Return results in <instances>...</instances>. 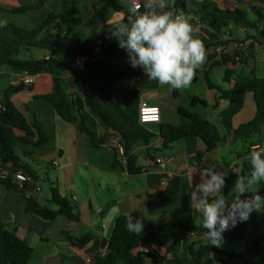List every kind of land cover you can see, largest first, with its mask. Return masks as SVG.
<instances>
[{"label":"crops","instance_id":"1","mask_svg":"<svg viewBox=\"0 0 264 264\" xmlns=\"http://www.w3.org/2000/svg\"><path fill=\"white\" fill-rule=\"evenodd\" d=\"M39 1L0 0V22L6 21V24L12 23L32 30L38 21L42 23L50 13L55 12L66 19L65 23L60 20L57 23L61 25L66 34L69 46L77 47L85 41H89L90 44L97 43L101 39L102 28L106 24L125 17L127 13L112 8L115 1L122 5L121 0H104L102 3L100 0H47L40 10H31L24 14L13 12L14 9L30 7ZM174 2L175 0H169V7L166 10L171 11L172 9V12H177ZM238 2L240 6L233 4L235 8L224 9L220 8L218 3L209 0L196 1L205 15L201 17L208 25L207 33L202 40L206 48V60L196 70L195 78L188 87L173 90L167 85H159L157 81L149 80L143 83L134 77L115 85V97L119 102H121L122 91L131 89L123 85L127 80H131L130 86L135 87L133 89L139 92H149L146 98L160 105L161 123L149 127L157 135L161 125L181 123V109L216 123L220 128L222 139L213 151L205 154L202 164L199 163L198 154L206 151V144L203 140L190 138L164 149V141L157 136L149 145L140 143L131 150L130 154L137 157L136 167L141 169L140 174H130L124 163V167L114 168L110 144L102 146L100 150L93 149L86 134L80 132L74 125L63 121L49 102L36 99L37 96L52 93L54 86L52 74L35 75V83L32 86H26L23 92L11 98L26 117L36 118L39 121L49 137V143L43 148L23 144L17 146V154L20 152L27 159L30 158L32 161L38 159L46 165L45 177L40 179L33 167L19 156L23 163L35 171L40 183L47 181L49 193H44L42 190L43 198H39L31 186H23L16 182L17 189H7L0 184V237L4 232H16L34 250L29 264H88L93 262L96 257L105 254L115 222L122 215H138L153 225L167 223L171 213L183 205L194 185L210 178L209 174L204 173L205 169L221 174L225 180V186L221 191L233 193L238 177H244L242 167L250 162L247 147L252 151L256 147L258 150L264 148V128L261 134L255 136L248 144L243 141L234 142L231 134L221 127L219 122L221 113L229 108L230 103L221 99L219 92L207 87L206 77L224 90L255 78H264V48L252 40L255 36L253 31L237 26L238 33L234 35L230 29L225 31L217 22L209 25L206 14L212 10L217 16L218 10L240 9L249 20L260 22L264 28V0H239ZM97 9L108 10V13L105 19L98 20L95 25L74 26L72 23L74 19L84 22L91 20ZM257 9L260 13L254 14L255 18H252L250 14L253 15L252 11ZM187 11L188 14L189 11ZM240 43L244 44V51L237 47ZM218 46H223L228 50L223 57H230L231 62L212 67L213 63L223 60V57H218L216 53L214 54L217 60L221 61L213 62L215 59L209 57ZM36 50L42 53L36 52L38 58L35 60L47 59L51 55L46 50ZM30 51H22L19 59L28 60L24 58V55ZM121 53L127 60V51L122 49ZM56 58L77 67V64L73 63L64 53H60ZM124 67L130 68L126 65ZM140 70L143 72L142 69ZM227 70L233 71L230 82L225 81ZM0 75L2 76L0 101L3 100L4 92L9 87L19 86L20 78L28 76L26 73H19L7 67L0 68ZM59 76L71 100L80 105L78 75L61 72ZM195 98L205 104L200 102L193 104ZM255 113V99L252 94H249L246 97L245 107L233 119V128L237 129L242 124L250 122ZM96 123L95 132L103 135L104 127L98 121ZM250 143H253V146L250 147ZM150 151L155 155L154 160L157 157H172L173 163L164 168L157 166L154 160L149 158ZM54 162L58 165H53ZM52 189H57L60 196L75 207L80 221H71L64 216L47 221L33 212L26 211L28 200L31 198L42 207L53 211L58 210V206L52 201ZM73 197L76 200H73ZM244 223L247 233L241 243L244 244L246 259L250 257L254 264H264V213L253 212ZM197 241L209 242L205 235L192 232L185 238L182 247L187 248ZM170 244L171 242L167 241L157 247V250L164 255ZM240 252L242 255V250ZM212 258L215 264H243L242 259L229 260L224 256H212ZM148 264L155 263L149 262Z\"/></svg>","mask_w":264,"mask_h":264},{"label":"trees","instance_id":"2","mask_svg":"<svg viewBox=\"0 0 264 264\" xmlns=\"http://www.w3.org/2000/svg\"><path fill=\"white\" fill-rule=\"evenodd\" d=\"M47 0H40L35 6L14 9V13L24 14L30 10H37L44 6ZM122 1V0H121ZM104 2V0H100ZM188 0H175L176 10L186 13ZM114 10L126 11L117 1L113 3ZM108 10H96L93 18L87 22L73 20L74 26L95 25L98 20L105 19ZM217 16L224 21L234 23L243 29L253 31L254 42L264 45V28L258 21L247 18L243 11L218 10ZM60 20L66 22L63 15L50 13L41 25L32 30H26L15 24L8 23L0 27V68L7 67L19 73L35 76L41 73L53 75V90L49 95L37 96L49 102L57 115L66 123L74 125L80 132L90 139L91 146L100 150L111 138L116 139L123 148L127 157V170L130 174H140L141 169L136 167L137 157L131 155V150L138 144L149 145L152 140L159 136L163 141V148L168 149L173 144L190 138H199L206 144V151L198 154L199 163L202 164L206 153L213 151L222 139L219 126L198 114L180 110L181 123L179 125L163 124L159 127L158 135L149 127H144L138 121V106L140 92L137 90H124L121 94V102L115 97V85L128 78H147L144 72L139 70L124 69L118 62L122 60V49L118 47V41L109 39L108 34L112 31V24H106L102 28L101 39L90 44L85 41L77 47L68 44L67 36ZM204 20V19H203ZM46 34L44 37L42 35ZM244 45V44H243ZM42 49L50 52L48 59L21 60L22 51ZM64 53L73 63L77 58L87 56L90 60L80 70L73 64H67L56 58ZM98 61L94 62L93 59ZM231 62L230 57H223L221 62L213 63L212 67ZM77 74L80 85V98L78 102L71 100L66 92L59 73ZM232 70H227L225 81L230 82ZM0 75V79H1ZM195 78V77H194ZM148 79V78H147ZM207 87L219 92L220 98L230 103L229 108L220 115V126L227 130L234 142L243 141L248 144L255 136L260 135L264 128V78H255L251 81L236 84L233 88L224 90L212 83L206 77ZM26 85L11 86L4 92V98L0 101V172L10 170L24 172L36 180L35 171L22 162L17 154L18 144L43 148L49 143V137L42 125L36 118L26 117L12 102L11 98L26 89ZM252 94L256 103L254 118L234 129L233 119L245 107L246 97ZM203 101L195 98L193 104ZM105 129L103 135L95 132L97 123ZM93 127H91V125ZM250 147L253 143H250ZM252 150L247 147V154ZM113 167H124L120 161L118 149H112ZM153 152H149V158L154 160ZM156 159V158H155ZM155 161V160H154ZM242 173L247 178L251 172V163L242 167ZM0 184L7 189H17V183L12 177L0 179ZM52 201L58 206L53 211L42 207L34 199H29L26 207L27 212H33L47 221H53L59 216H64L71 221H80L79 213L71 203L62 198L57 189H52ZM192 192V191H191ZM184 203L171 213L170 220L162 225H153L147 219L138 215H122L117 218L107 250L104 255L94 259L92 264H215L212 256H224L229 260H241L242 255L239 244L245 239L247 227L244 222H237L234 227L223 233V242L220 247L210 245L209 242L197 241L183 248L185 238L192 232L204 235L207 229L201 225V213L192 204L190 194ZM223 194L231 203L234 193L230 194L222 190ZM259 194L264 196V181L260 182ZM251 193H245L241 199L247 198ZM211 199V198H210ZM133 218V223L139 219L143 228L139 233L131 232L127 228L128 217ZM171 244L166 253L161 255L157 247L165 242ZM149 250V252H147ZM34 250L16 232H4L0 237V264H29ZM171 258V259H170ZM170 259V260H169Z\"/></svg>","mask_w":264,"mask_h":264},{"label":"clouds","instance_id":"3","mask_svg":"<svg viewBox=\"0 0 264 264\" xmlns=\"http://www.w3.org/2000/svg\"><path fill=\"white\" fill-rule=\"evenodd\" d=\"M122 7L127 8L128 15L113 22L108 38H115L118 47L127 51L131 67L142 69L149 80L161 86L173 90L188 87L206 60V48L193 35L191 18L182 11L174 14L166 10L169 0H122ZM3 26L6 21L0 22ZM250 163V175L240 176L235 182L231 203L220 194L225 186L221 174L205 169L210 178L194 185L190 199L201 213V225L207 229L204 235L210 245L220 247L223 233L238 221L246 222L253 212L264 213V196L256 187L264 181V148L251 151ZM245 193L251 195L241 199ZM127 228L139 233L143 224L139 219L133 223L129 216Z\"/></svg>","mask_w":264,"mask_h":264},{"label":"built area","instance_id":"4","mask_svg":"<svg viewBox=\"0 0 264 264\" xmlns=\"http://www.w3.org/2000/svg\"><path fill=\"white\" fill-rule=\"evenodd\" d=\"M141 11H145V9H141ZM174 14H178L175 12ZM187 14V13H186ZM186 16L190 17V23L193 25L194 32L193 35L196 38H199L203 40L205 37L207 30H208V25L207 23L203 20L202 17H200L198 14L195 13H188ZM244 46L242 43L238 44L237 47L241 49ZM264 48V45H263ZM218 57H223V55L228 53V50L223 47V46H218L215 49V52ZM49 58V57H48ZM47 58V59H48ZM90 60L89 57L87 56H82L77 58L76 64L77 68L80 70L83 68V66ZM94 62H97L98 59L95 58L93 59ZM35 83L34 76L28 75L20 78V84H24L26 86H32ZM149 92H140L139 96V106H138V121L139 124H141L144 127H150L151 125H156L161 123V107L157 102L150 101L148 98H146V95ZM107 144L111 145V148H116L118 149L120 153V161L127 165V157L124 155V150L123 148L118 144V141L116 139H111ZM254 150H258V148H253ZM253 150V151H254ZM155 164L159 167H166L170 164L173 163V158L172 157H157L155 159ZM53 165L57 166L58 163L54 162ZM8 177H12L15 182L20 183L23 186H31L34 188L35 192L39 195V198H43V192L42 188L40 186V181L36 180L34 177L31 175H27L24 172H13L10 170H2L0 172V179H7ZM73 200H76L75 197L72 198ZM149 252V250H147ZM102 256V255H101ZM88 263V264H92Z\"/></svg>","mask_w":264,"mask_h":264},{"label":"rangeland","instance_id":"5","mask_svg":"<svg viewBox=\"0 0 264 264\" xmlns=\"http://www.w3.org/2000/svg\"><path fill=\"white\" fill-rule=\"evenodd\" d=\"M196 1L197 2H199L200 0H190L187 4V10L189 11V13L190 12H196V13H198L199 14V16L201 17V15H203V16H205L204 15V12H203V10H202V8L196 3ZM210 2H214V3H218V5H220V8H224V9H226V8H228V7H232V8H235V7H233L234 5H237V6H240V2H238L239 0H225V1H223V0H209ZM47 2V1H46ZM45 2V3H46ZM122 2V1H121ZM36 4H38V3H36ZM35 4V5H36ZM234 4V5H233ZM35 5H33V6H35ZM45 5V4H44ZM53 5V4H52ZM246 6V5H245ZM44 7V6H43ZM42 7V8H43ZM42 8H40V9H42ZM40 9H37V10H40ZM31 11V10H30ZM171 11H173L172 9H171ZM182 10H177V12L179 13V12H181ZM187 11V12H188ZM183 12V11H182ZM53 13H55V12H53ZM173 13H175V12H173ZM252 13H253V15L252 14H250V16L252 17V18H255V15L254 14H257V13H260V11L257 9V10H253L252 11ZM55 14H57V13H55ZM259 15V14H258ZM206 17L208 18V24L210 25V24H215V22H217L218 24H220V26L225 30V31H229V29L232 31V33L234 34V35H237V33H238V28H237V26L234 24V23H232V22H229V21H223V20H220L219 18H217V16H216V14L211 10V11H209L208 12V14H206ZM41 25V23H39V21H38V24L36 25V27L35 28H37V27H39ZM27 30V29H26ZM242 48V51H244V46H241ZM240 49V50H241ZM36 52H38V53H42L41 51L39 52L38 50H36V49H32L30 52H28V53H25V57L24 58H27L28 60H31V59H36V58H38V55L36 54ZM210 58H212V59H215V60H213V62H215V61H221V60H217V56H216V54H214V52L211 54V56H209ZM70 61V60H69ZM124 69H125V65L127 66V67H130V68H126V69H129V70H139V71H141L139 68H132L131 67V65L128 63V59L126 60V58L124 57V56H122V60L121 61H119L118 62ZM139 82L140 81H142L143 83H147L148 81H149V79H147V78H141V79H139L138 80ZM133 84H135L134 82H133ZM131 85V80H127L126 82H125V84L123 85L124 87L125 86H127V88H131V89H127V90H130V91H132V90H135V89H133V88H135V87H132V86H130ZM18 154H19V156L22 158V160L24 161V162H26L27 164H29L30 166H32L33 167V169L36 171V173H37V175L39 176V178L40 179H42L43 177H45V169H46V165L44 164V163H42L41 162V160H34V161H32V159H27L26 157H24L20 152H18ZM34 159H36V158H34ZM40 186H41V188H42V190H43V192L44 193H49V184L47 183V181L45 180V181H41V184H40ZM257 188H259V190H260V184H258L257 186H256ZM250 239H251V237H250ZM239 248H240V250H242V262H243V264H254L251 260H250V257H248L247 259H246V256H245V252H244V244L243 243H240L239 244ZM256 253H257V251H256ZM256 253H255V255H256ZM263 257H264V254H263ZM227 258V257H226Z\"/></svg>","mask_w":264,"mask_h":264}]
</instances>
